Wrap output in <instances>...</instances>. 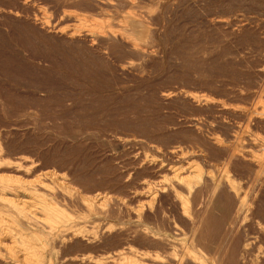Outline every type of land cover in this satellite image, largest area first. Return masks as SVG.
<instances>
[{"label":"rangeland","instance_id":"1","mask_svg":"<svg viewBox=\"0 0 264 264\" xmlns=\"http://www.w3.org/2000/svg\"><path fill=\"white\" fill-rule=\"evenodd\" d=\"M128 14L149 29L137 35L145 55L118 38L90 39L80 29L97 23L117 30ZM263 21L264 0H0V151L10 161L26 157L35 165L0 163V179L27 181L53 170L84 196L109 197L93 215L104 216L105 232L93 241L80 236L58 243V261L79 264L75 257L129 247L166 255L175 222L182 241L193 236L191 245L210 264H264V166L236 159L227 167L248 189L249 218L237 214L227 189L210 198L207 183L196 191L194 210L181 191H166L153 205L147 196L160 188L153 157L170 162L178 147L200 152L211 172L228 160L227 151L208 140L207 126L214 124L229 144L240 116L188 96L228 107L253 103L264 82ZM74 29L77 36L68 38ZM194 123H204L205 132ZM258 125L263 138L264 125ZM61 209L65 216H88L76 201Z\"/></svg>","mask_w":264,"mask_h":264},{"label":"bare ground","instance_id":"2","mask_svg":"<svg viewBox=\"0 0 264 264\" xmlns=\"http://www.w3.org/2000/svg\"><path fill=\"white\" fill-rule=\"evenodd\" d=\"M68 18H70V16H68ZM123 18L124 19L122 23L118 22L115 24L117 26V30H113L111 28L102 30V27L98 26L97 23L93 24V26H85L87 28L84 29H82L83 27H80V29L84 30L85 36L89 37L90 39H99L103 36L109 38H118L122 42L126 43L136 54L141 56L145 55V47L140 41H138L137 35L141 36L146 34L149 29L144 26V21L135 18L133 15L128 14ZM77 31L78 30L74 29V31L67 34V37L70 39L75 38L77 36ZM262 73H264V69ZM260 78L262 79L263 77L260 76ZM255 91L253 103L249 105L246 104L247 106L244 104L242 105L243 107L241 105L234 106V104L233 106H230L229 104L228 107V104H226V106L225 104L217 103L218 101L216 99L215 102H217L215 103L213 100L211 101L209 98L204 96H198L194 94L188 96L197 101L202 100L203 103L201 104H213L212 106L215 105L219 107V111L228 112L229 115L232 113L231 115L237 114L240 116L241 119L238 124H236L235 130L232 131L231 129L234 134L232 136L230 135L231 137H226V140H228L229 144H225L223 142L224 140L222 141V139L219 137V133L217 135L213 131V126L216 127L214 124H212L213 126L211 124H208L207 126L206 134L208 140L212 144L218 146V148L221 147L222 150H226L228 153V160L227 158L225 159L227 161L223 163L224 166L219 170L217 168V172L216 170L215 172H211L208 169L210 165H206L205 160V163L201 161L204 164L199 161L200 159H198V157L200 152L199 155L196 153H184V151L182 152L184 148L180 150L178 147L177 150H171L169 153L171 156L170 162H158V160H155L154 157L151 158L150 164H152L153 167H157L156 172L160 183L159 189L151 192L150 195L147 194V196H149V202L152 203V205L155 204L161 194L166 191H170L175 194H178L177 191H181L183 194H185L189 208L194 210L196 191L207 183L212 187L210 198L218 190L227 189L229 195L231 194L233 197V202L236 206V208L234 207V210H237V214H242L243 218L248 217L247 215H249L251 212V206H249V203H247L249 197V192L247 191L248 189L246 190L242 186L235 183L234 180L236 179H232L227 167L233 160L236 159L249 160L252 162V164H254L253 162H256L259 165L264 166V137L261 138L262 136L256 133L259 130L263 131L260 129L261 127L258 124L261 123V126L262 124L264 125V82L259 85ZM171 94L172 93L164 94V97L168 98L171 96ZM250 95L251 93L249 96ZM224 103H226V101ZM213 120L210 119L209 123L210 121L213 122ZM218 120H221V118ZM217 122L220 124L222 123L220 121ZM203 124L194 123L193 127L201 134L205 128ZM234 125L235 124L233 122V126ZM257 129L258 131H256ZM204 146L206 145L204 144ZM196 147L198 146L196 145L195 148ZM189 148L191 149V146ZM200 150L202 151V149ZM208 155L209 152L206 156ZM172 158H174V160H172ZM159 159H161V157ZM221 159L222 158H220V160ZM0 163H11L18 168L27 167L29 165L31 167H35L33 162L26 157H16L14 160L10 161L1 151ZM212 164H214V162ZM234 166L231 167L234 168ZM143 167L145 166L143 165ZM262 169L264 168L262 167ZM258 175L262 178L260 174ZM259 178L257 179L259 180ZM237 179H239V177H237ZM263 180L261 179L262 182ZM241 182H239V184ZM244 182L246 185L247 181ZM70 185V181L64 175L53 170H40L35 179L27 181H20L19 179L12 176H10L9 179H0V264H64V260L58 261V255L54 256V251L56 250L58 243L62 245L67 241L80 236H84V240L93 241L96 239V237L102 235L105 232L103 223L104 216L93 215L96 212L98 213V210L101 209L104 202H106L109 197L101 193L84 196L70 187ZM142 194L143 193H140L139 195ZM217 194L219 195V193ZM254 194L255 193H252L251 196ZM232 197L230 199H232ZM71 201H76L77 203L81 204L88 216H65L63 210L61 209L62 204H66ZM141 210L142 209H137L136 211ZM138 217L140 218V216ZM184 217L188 221H191L190 216ZM171 228L173 230L174 237L172 246L170 247L171 249L166 255H162L158 252L146 253L134 251L129 247L125 251L106 253L97 257L82 255L80 257H75L74 261L78 262L79 264H166L167 261H170V264H210L208 262V258L203 254L205 252L200 253L201 250L198 252V250L194 249V247L191 245L193 236L189 238V240H191L190 242H184L181 239L183 235L181 232L182 228H180L175 222L172 223ZM143 233L148 236L146 232ZM150 238L152 239L156 237L150 236ZM158 239L160 241H165V239L168 240V238L165 236H162V238ZM243 249L246 250L245 247H243ZM209 261L212 260L209 259Z\"/></svg>","mask_w":264,"mask_h":264}]
</instances>
